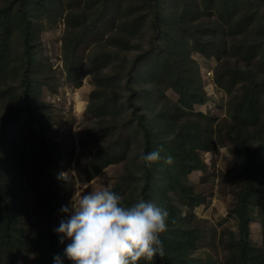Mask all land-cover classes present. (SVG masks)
I'll return each mask as SVG.
<instances>
[{
	"label": "trees",
	"instance_id": "trees-1",
	"mask_svg": "<svg viewBox=\"0 0 264 264\" xmlns=\"http://www.w3.org/2000/svg\"><path fill=\"white\" fill-rule=\"evenodd\" d=\"M58 2L0 0V264H18L28 253L34 255L30 264H53L56 254L63 264H73L64 256L67 244L54 232L60 223L63 185L57 169L61 154L52 133L51 111L38 98L41 87L50 86L53 77L42 75L43 61L37 56L42 29L38 15L55 12ZM202 3L207 8L216 6L222 22H198L190 0H83L64 16L62 63L67 76L79 81L84 60L78 54L80 45L115 12V31L93 45L85 57L91 67H100L92 72L94 88L86 107L94 119L86 133L99 144L90 150L86 172L93 177L109 161H123L132 141L136 144L138 161L133 166L137 169L127 167L110 190L126 206L144 198L168 211L167 230L161 234L164 256L140 264H264V244L251 243L249 226L251 208L264 205V132L247 128L256 126L264 114V67L256 72L223 61L215 69L217 83L223 73L245 82L240 101L233 105L228 133L236 147L231 164L239 169V189L229 211L236 219V233L223 232L218 241L226 249L223 261L198 253L204 229L192 223V213L182 214V206L173 203L174 193L192 198L190 206L205 199L195 196L183 176L204 167L195 150L211 148L199 144L197 119L184 113L206 99L196 61L182 56L184 40L191 38L209 56L225 46L227 25L230 36L239 35L236 46L262 48L264 65V0ZM144 38L145 48L141 46ZM128 50L133 52L130 57ZM145 76L149 80L140 84ZM165 83L178 93V99L158 106ZM253 136L256 144L250 142ZM156 149L162 157L171 156L172 162L159 160L145 167L140 155ZM19 163L21 168L16 166ZM18 173L27 177L22 190L34 195L26 210L15 200L23 184L15 183ZM25 214L30 217L24 220Z\"/></svg>",
	"mask_w": 264,
	"mask_h": 264
},
{
	"label": "rangeland",
	"instance_id": "rangeland-1",
	"mask_svg": "<svg viewBox=\"0 0 264 264\" xmlns=\"http://www.w3.org/2000/svg\"><path fill=\"white\" fill-rule=\"evenodd\" d=\"M82 2L83 0H59V8L55 9V12L50 13L48 11L49 15H45V13L38 15V23L42 25V29L38 37L40 50L37 51V56L43 61L44 71L42 75L53 76L49 81L50 86L41 87L38 98L45 102L51 111L54 120L52 133L60 148L61 155L58 161L57 174L62 176L63 187L60 190L62 199L59 203V211L62 205L69 204L76 188L77 190L85 189V191L103 187L111 188L116 179L125 173V169L127 167L135 168L133 165L138 161L136 144L132 141L126 149L123 161H109L93 177H88L86 172L90 150L94 151L95 145L99 144V141H92L86 133L87 126L94 123L92 115L86 112V107L89 94L94 88L92 72L98 71L100 67H91L85 61V57L93 45L102 43L109 33L115 31L117 19L115 12H110L105 20L96 27V30L86 37L80 45L78 54L84 58L80 69L82 76L79 81H75L67 76L62 63L61 37L65 26L64 16L72 9L80 7ZM190 3L196 12L195 19L198 22H222L216 6L207 8L202 0H190ZM166 9H170L169 5L166 6ZM225 27V46L214 49L209 56H205L199 45L191 38L187 37L184 40L182 56L196 61L199 67L202 91L206 95L203 103H194L184 113L186 118L197 119L199 144L211 146V148L207 150L197 148L195 150L196 155L203 162L204 167L192 170L183 176V180L189 184L195 196L205 197L204 200H201L202 203L190 206L189 204L193 203L192 198L173 194V203L182 206L180 207L182 214L192 213L195 216V219L192 218V223L194 225L199 224L204 229V238L198 243V253L203 254L204 251L203 257L209 254L217 262L223 261L226 254L224 245L218 244L220 236L223 235V232L236 233L237 230L236 219L229 211L236 202V194L239 189L237 185L239 169L231 164L235 159L236 147L228 137V133L232 123V108L235 102L240 101L245 82L240 77L223 73L221 83H217L215 69L217 64L223 61L237 64L242 68L246 66L256 72L264 67L260 54L262 48L253 50L248 46H236L235 40L239 35L230 36L229 27L227 25ZM147 44L146 38H144L141 46L145 48ZM132 54L133 52L129 50L126 53L128 57ZM145 70L143 69L141 72L144 73ZM147 80L149 77L146 76L139 79L140 84ZM168 85V83L161 85L164 97L157 103L158 106L178 99V93ZM148 114L151 113L148 112ZM259 120L256 126H247V128L257 131L263 130L264 132L262 123L264 114L259 116ZM250 142L256 144L258 140L253 136ZM22 164L24 166V163ZM16 166L21 168L20 163ZM16 166L13 165L12 168H17ZM21 181L23 182L22 188L20 187L16 191L15 200L24 205L26 210L32 206L34 195L28 190H22L26 186L27 177L23 174L21 178L20 173H18L15 183L19 184ZM261 208L264 211V205ZM28 214L22 215V218L27 219ZM58 217L61 221L67 218V214L60 211ZM249 226L251 243L264 244V227L260 229L259 224L250 225V223ZM64 241L66 244L71 242L69 238ZM33 256L32 253H28L27 257L21 256L18 259V264H30Z\"/></svg>",
	"mask_w": 264,
	"mask_h": 264
},
{
	"label": "clouds",
	"instance_id": "clouds-1",
	"mask_svg": "<svg viewBox=\"0 0 264 264\" xmlns=\"http://www.w3.org/2000/svg\"><path fill=\"white\" fill-rule=\"evenodd\" d=\"M145 167L172 157H162L159 149L140 155ZM108 187L74 191L69 204L60 211L67 214L54 232L64 247V256L73 264H140L163 257L165 246L161 234L167 230L168 211L151 200L140 198L131 205ZM53 264H63L59 254Z\"/></svg>",
	"mask_w": 264,
	"mask_h": 264
},
{
	"label": "crops",
	"instance_id": "crops-1",
	"mask_svg": "<svg viewBox=\"0 0 264 264\" xmlns=\"http://www.w3.org/2000/svg\"><path fill=\"white\" fill-rule=\"evenodd\" d=\"M250 215H251L250 225L259 224L260 229L264 227V211L261 207L251 208ZM255 244H259V243H255Z\"/></svg>",
	"mask_w": 264,
	"mask_h": 264
}]
</instances>
